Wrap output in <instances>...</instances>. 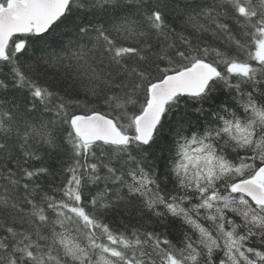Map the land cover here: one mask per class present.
<instances>
[{"label": "snow or ice", "instance_id": "6c2138e0", "mask_svg": "<svg viewBox=\"0 0 264 264\" xmlns=\"http://www.w3.org/2000/svg\"><path fill=\"white\" fill-rule=\"evenodd\" d=\"M0 264H264V0H0Z\"/></svg>", "mask_w": 264, "mask_h": 264}]
</instances>
